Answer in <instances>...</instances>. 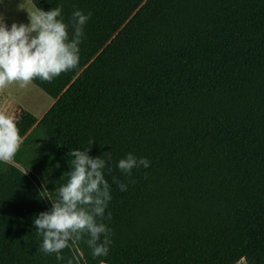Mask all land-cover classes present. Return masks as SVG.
Wrapping results in <instances>:
<instances>
[{"label": "trees", "instance_id": "16d2710c", "mask_svg": "<svg viewBox=\"0 0 264 264\" xmlns=\"http://www.w3.org/2000/svg\"><path fill=\"white\" fill-rule=\"evenodd\" d=\"M32 2L0 264H264V0Z\"/></svg>", "mask_w": 264, "mask_h": 264}, {"label": "rangeland", "instance_id": "374dc122", "mask_svg": "<svg viewBox=\"0 0 264 264\" xmlns=\"http://www.w3.org/2000/svg\"><path fill=\"white\" fill-rule=\"evenodd\" d=\"M0 24V121L9 125L23 109L40 118L54 99L19 72L13 63L49 24L32 0H0ZM237 264L247 263L242 260Z\"/></svg>", "mask_w": 264, "mask_h": 264}, {"label": "crops", "instance_id": "0c3cea01", "mask_svg": "<svg viewBox=\"0 0 264 264\" xmlns=\"http://www.w3.org/2000/svg\"><path fill=\"white\" fill-rule=\"evenodd\" d=\"M0 36H1V32H0ZM28 47H29V46H28ZM25 50H26V48L21 52V54H22ZM21 54H19V56H20ZM15 60H16V58L14 59V61H15ZM53 101H55V100H53ZM51 105H52V104H51ZM49 107H50V106H49ZM48 109H49V108H48ZM48 109H47V110H48ZM47 110H46V111H47ZM46 111H45V112H46ZM45 112L41 115V117L45 114ZM41 117H40V118H41Z\"/></svg>", "mask_w": 264, "mask_h": 264}]
</instances>
